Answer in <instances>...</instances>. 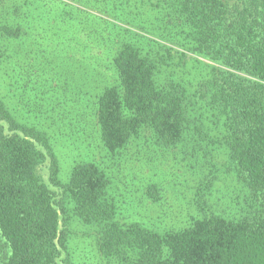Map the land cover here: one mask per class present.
<instances>
[{
	"label": "trees",
	"instance_id": "obj_1",
	"mask_svg": "<svg viewBox=\"0 0 264 264\" xmlns=\"http://www.w3.org/2000/svg\"><path fill=\"white\" fill-rule=\"evenodd\" d=\"M131 1L108 10L116 20L0 0V264H72L77 224L106 264H264V0ZM41 99L57 129L94 131L111 158L127 152L122 175L94 159L62 180L51 136L21 108ZM220 156L248 192L232 213L207 198ZM165 160L176 196L193 169L199 212L141 220L128 196L141 183L165 198L170 171L147 176Z\"/></svg>",
	"mask_w": 264,
	"mask_h": 264
},
{
	"label": "rangeland",
	"instance_id": "obj_2",
	"mask_svg": "<svg viewBox=\"0 0 264 264\" xmlns=\"http://www.w3.org/2000/svg\"><path fill=\"white\" fill-rule=\"evenodd\" d=\"M64 3L70 4L72 6H77L83 9H86L87 11H90L92 13H95L97 15L103 16V17H112L113 19L120 20V18H123V15L119 18L118 16H114L115 14L111 11H108L109 9H114L120 6L121 4H125L126 0H60ZM135 1L132 0L131 3H129L130 8L128 11L131 10V8H134ZM189 65V73L191 75L190 70L195 73V68H190ZM181 71L182 69L179 68ZM2 90L4 91V87H2ZM33 98H36V96H32ZM57 97V93H56ZM40 98V97H39ZM13 104H17V98L14 96ZM32 101V100H31ZM27 102L23 103L21 105L22 111H28V117L29 121L32 124H36L37 126L45 129L47 133L51 136V141L55 147V151L58 154L59 161H60V177L62 180L67 181L70 176V171L72 167L82 160L84 161H91L94 159L102 160L103 164L108 165L110 167L111 174L113 175H122V162H126V160H129L128 158L125 159L124 156H127L126 153L122 154H116L115 158H111V155L108 153V151L104 148V146L98 145V137L94 131L89 130V135L84 134L82 130L77 129L76 127H71L72 125L64 126L63 129H57V120L53 119H47L46 114H42V111L39 110H45L46 108H52V104L50 103L51 100H44L41 99V105L37 103ZM55 104V103H54ZM56 105V104H55ZM50 114L53 116V110H50ZM26 116V115H25ZM26 116V117H27ZM39 124V125H38ZM63 123H61L62 125ZM95 133V134H94ZM92 143V147L89 145ZM85 158V159H84ZM115 160V163H114ZM135 160V158H134ZM143 160V159H142ZM139 162V169L142 167H145L143 161ZM130 162V160H129ZM215 162H217V172L216 176L217 179L215 181V185L212 188V191L214 193V196L209 197L207 195V198H211L210 202L213 204V208H216L218 210L225 209L228 213H232L238 209H241V207L245 206L247 201L246 198L248 197V192L245 193V189H243L240 186H234L236 182L235 180V174L234 172H227V160H225V157H218L215 159ZM226 163V164H225ZM161 166V165H160ZM163 168L159 169V162L157 161V165L150 171L149 174H147L148 177L152 178L153 174L155 172H158L157 178H160L161 182L164 180V174L166 171L169 172L168 176H166L168 179H165L167 183H165V187L169 190V192H165V198L159 199L158 196H151L147 194V189L144 185L141 183L137 188H139L138 193L135 192L133 194H129L128 198L129 200L132 199V201L135 203L136 206L139 205L138 209L141 213L140 219H149L147 217L148 215L152 216V221L160 223L164 217L163 214H168V222H171L172 220H176V217H174L176 214L179 213V210H182V219L186 221V218L188 217V212H192L193 214L199 212L198 207L196 205L195 196H197V180H194L191 176V169L188 173L183 174L181 176L180 181H185L184 176H187L189 178V183L193 182L189 187L187 188V185H179L177 186L178 190H183L185 192L184 195L176 196L174 194L173 190L170 189L171 186L175 188L174 184H169L173 180V177H176L172 174L169 166L166 163L162 165ZM166 166V167H164ZM132 165L127 164L126 169L124 173H129ZM207 165V174H210V169H208ZM146 168V167H145ZM145 168L142 171H145ZM156 170V171H155ZM204 172V173H203ZM199 178L198 181L202 179V176L205 175L206 170H204ZM182 174V173H181ZM163 182V183H164ZM238 185V184H236ZM122 187V185L120 186ZM118 189V185L116 186ZM136 191V190H135ZM132 192V190L130 191ZM166 193H168V200L166 198ZM198 197V196H197ZM154 209L153 213H150ZM128 210V208H127ZM170 210V211H169ZM75 229L78 230L76 234L72 235L71 242H70V256L72 260V264H106L105 259H102L98 253V250L95 246L94 241V234L91 232L89 227H82L80 224L75 225Z\"/></svg>",
	"mask_w": 264,
	"mask_h": 264
}]
</instances>
